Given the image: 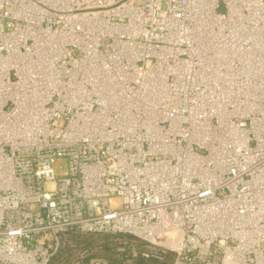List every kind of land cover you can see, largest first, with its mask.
<instances>
[{
	"label": "built area",
	"instance_id": "1",
	"mask_svg": "<svg viewBox=\"0 0 264 264\" xmlns=\"http://www.w3.org/2000/svg\"><path fill=\"white\" fill-rule=\"evenodd\" d=\"M165 263L264 264V0H0V264Z\"/></svg>",
	"mask_w": 264,
	"mask_h": 264
},
{
	"label": "rangeland",
	"instance_id": "2",
	"mask_svg": "<svg viewBox=\"0 0 264 264\" xmlns=\"http://www.w3.org/2000/svg\"><path fill=\"white\" fill-rule=\"evenodd\" d=\"M220 11H223V8H220ZM5 23H6V26L11 27L9 25V21L5 20ZM55 169H56L57 174H60V175L64 174L66 169H67L66 159H64V158L57 159V162L55 164Z\"/></svg>",
	"mask_w": 264,
	"mask_h": 264
},
{
	"label": "bare ground",
	"instance_id": "3",
	"mask_svg": "<svg viewBox=\"0 0 264 264\" xmlns=\"http://www.w3.org/2000/svg\"><path fill=\"white\" fill-rule=\"evenodd\" d=\"M127 8H129V7H127ZM213 8H211V12L213 11L212 10ZM84 17H87V18H89V16H86V15H84ZM224 45H226L227 44V40H224V41H221ZM248 48V47H247ZM250 51H252V50H249L248 49V52H250ZM252 53H254V52H252ZM250 58H251V55H250V53H249V56L248 57H245V60H250ZM7 76V75H6Z\"/></svg>",
	"mask_w": 264,
	"mask_h": 264
},
{
	"label": "trees",
	"instance_id": "4",
	"mask_svg": "<svg viewBox=\"0 0 264 264\" xmlns=\"http://www.w3.org/2000/svg\"><path fill=\"white\" fill-rule=\"evenodd\" d=\"M165 264H167V263H165Z\"/></svg>",
	"mask_w": 264,
	"mask_h": 264
}]
</instances>
